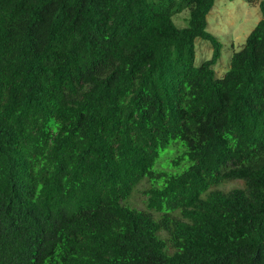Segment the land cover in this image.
<instances>
[{"label": "trees", "instance_id": "16d2710c", "mask_svg": "<svg viewBox=\"0 0 264 264\" xmlns=\"http://www.w3.org/2000/svg\"><path fill=\"white\" fill-rule=\"evenodd\" d=\"M214 1L0 0V264H264V0L220 77Z\"/></svg>", "mask_w": 264, "mask_h": 264}, {"label": "rangeland", "instance_id": "374dc122", "mask_svg": "<svg viewBox=\"0 0 264 264\" xmlns=\"http://www.w3.org/2000/svg\"><path fill=\"white\" fill-rule=\"evenodd\" d=\"M260 0H215L208 12L207 30L221 43L220 57L213 66L215 76L220 77L228 69L229 59L234 51L239 50L246 37L261 18ZM189 10L184 9L175 14L172 19L178 27L188 25ZM212 46L206 40L195 39V64L208 59L212 55ZM184 148L176 140L169 147L160 151L155 167L162 168L169 173H180L185 170L189 161L183 155ZM179 158H181L179 160ZM150 186L148 179L142 180L127 200L128 204L136 208H144L145 190ZM241 186V181L233 180L220 185L221 189L229 190ZM156 214V213H155Z\"/></svg>", "mask_w": 264, "mask_h": 264}]
</instances>
